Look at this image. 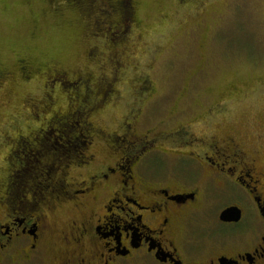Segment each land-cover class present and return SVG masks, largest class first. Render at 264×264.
I'll list each match as a JSON object with an SVG mask.
<instances>
[{"label": "rangeland", "instance_id": "obj_1", "mask_svg": "<svg viewBox=\"0 0 264 264\" xmlns=\"http://www.w3.org/2000/svg\"><path fill=\"white\" fill-rule=\"evenodd\" d=\"M190 2L137 0L140 24L123 18L121 32L110 30L118 24L119 16L102 11V2L99 7L90 0V8L75 10L64 0H0L2 67L16 69L15 58L23 54L36 63L46 62L66 71L71 79L78 75L89 78V87L77 91L64 89L59 83L52 89L42 76L3 81L0 182L11 166L16 172L14 179L19 177V170L28 162L31 169L27 165L28 171L22 172L19 180L37 191L36 197L43 198L62 185L61 172H50L49 177L46 171L33 168L37 164L34 157L22 154L23 146L15 151L9 140L46 127L52 116L40 114L34 119L31 107L45 106L48 100L54 104L53 110L66 111L69 94L97 110L89 118L97 132L91 152L99 155L104 166L119 157L124 147L140 152L153 138L173 154L186 149L192 141L190 133L206 135L207 124L188 126L195 118L220 122L225 132H240L249 141L264 126V0ZM97 31L113 36V40L96 36ZM97 84L107 87V91L103 89L106 94H100ZM218 103L221 106H216ZM210 108L214 114L208 120ZM76 117L74 122L80 120ZM180 124L186 126L188 135L177 132ZM135 133L150 138L136 142ZM122 137H126L125 142ZM59 138L56 132L49 137L53 149H60ZM171 161L164 158L159 162L170 168L177 164ZM68 171L72 175L78 172L75 166ZM23 194L35 196L27 191ZM66 217L67 213H59L55 221L61 223ZM51 244L46 264H52V255L60 249L54 241Z\"/></svg>", "mask_w": 264, "mask_h": 264}, {"label": "flooded vegetation", "instance_id": "obj_2", "mask_svg": "<svg viewBox=\"0 0 264 264\" xmlns=\"http://www.w3.org/2000/svg\"><path fill=\"white\" fill-rule=\"evenodd\" d=\"M206 121L188 125L209 128L206 135L190 133L192 141L175 154L153 138L140 152L124 147L104 166L87 150L43 198L19 180L28 162L16 179L8 168L0 182V264H46L52 241L60 245L52 264H264V126L247 141ZM185 127H177L181 136L189 133ZM45 135L41 126L10 138V147L35 157ZM164 158L177 164L167 168ZM59 213H67L61 223Z\"/></svg>", "mask_w": 264, "mask_h": 264}, {"label": "trees", "instance_id": "obj_3", "mask_svg": "<svg viewBox=\"0 0 264 264\" xmlns=\"http://www.w3.org/2000/svg\"><path fill=\"white\" fill-rule=\"evenodd\" d=\"M69 6H73L75 10H80V6L83 8H90L89 1L90 0H64ZM93 2H96L100 4L103 3V7L101 8L102 11H104L106 14H115L119 16L118 24L114 25L110 30L114 29L116 31L123 30V18H128L130 21H136V13L138 9V3L137 0H92ZM100 2V3H99ZM132 17L130 19V17ZM107 18V17H106ZM136 24H140V21L137 20ZM102 26V25H101ZM100 28V27H99ZM99 30V29H98ZM122 32V31H121ZM123 34H127L126 31ZM97 35H102V37H105V40H113V36H108L107 33L104 34L102 32L97 31ZM112 45H114L113 42H111ZM117 46V43H115ZM94 55V54H93ZM17 62V68L16 69H7L5 67H2L0 60V85L3 84V81L10 80L12 78H23L26 80H31L34 77H44L46 80L47 85L55 89V85L57 83L60 84L61 87L67 90H74L77 91L82 88L89 87V78L83 77L82 75H78V78L71 79L69 77V74L66 71H60L59 69H55L50 65L49 63L44 62L39 63L31 60L30 58H27L23 54L19 55L17 58H15ZM52 67V68H51ZM15 78V79H16ZM88 82V83H87ZM15 83V82H12ZM68 84V85H67ZM86 84V85H85ZM98 85V84H97ZM112 87V86H110ZM103 84L98 85V91L101 93L106 94L104 90L107 91ZM104 89V90H103ZM114 90H111V93ZM76 93V92H75ZM69 94V93H68ZM49 96V95H48ZM106 96V95H104ZM67 104L68 108L66 111L58 110L57 108L53 110L54 104L52 102L45 101L43 104L40 105H34L33 109L34 112L33 116L37 117L34 119H38L40 114H44L43 116L50 115L51 118L48 119V122L45 123L46 127L45 132L46 135L43 138V141L41 142L42 145H39L37 149H35V157L33 160L37 164H34L33 168L36 167V169L40 171H46V174L49 175L51 172L56 173L54 169V162H58L57 166L59 165L60 161L62 163V169L61 173L62 176L65 174L64 172H67V165H70V163H80V160H78V157L81 156L82 153H84L87 150H91L92 143L94 141V136H96L97 132H94V129L91 128V125L93 126V123L89 121V118L93 115L95 116L97 113V110L93 108V106L88 105V103H84L80 98L75 99L73 95L69 94L67 97ZM39 109V110H37ZM84 111V112H83ZM39 112V113H38ZM82 113V114H80ZM89 117L87 118L86 114H89ZM84 115V116H83ZM80 118L79 121H73L75 117ZM76 117V118H77ZM45 118V117H44ZM77 118V119H78ZM70 121L74 122L70 123ZM70 123V125H68ZM43 125V124H42ZM77 126H81L78 131L76 132L75 128ZM83 126V128H82ZM53 131L51 132V130ZM54 132L57 134H60V138L57 142L60 149H53V147L49 144L50 141H48L49 137L54 135ZM80 143H78V142ZM20 143L22 141H19ZM95 142V141H94ZM80 144L78 145H74ZM74 145V146H72ZM73 147V148H72ZM20 148V146L15 147V151H17ZM60 160V161H59ZM44 162V166L39 164V162ZM31 169V167L29 166ZM64 178V177H63ZM65 183V182H64ZM60 185L59 187H61ZM35 194H38L37 191H34Z\"/></svg>", "mask_w": 264, "mask_h": 264}, {"label": "water", "instance_id": "obj_4", "mask_svg": "<svg viewBox=\"0 0 264 264\" xmlns=\"http://www.w3.org/2000/svg\"><path fill=\"white\" fill-rule=\"evenodd\" d=\"M232 214H233V212H230V211L226 212V213L224 214V216H223V219H226L225 216H231Z\"/></svg>", "mask_w": 264, "mask_h": 264}]
</instances>
